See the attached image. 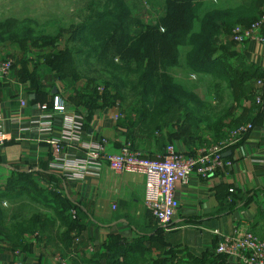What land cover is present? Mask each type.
<instances>
[{
	"label": "crops",
	"instance_id": "0c3cea01",
	"mask_svg": "<svg viewBox=\"0 0 264 264\" xmlns=\"http://www.w3.org/2000/svg\"><path fill=\"white\" fill-rule=\"evenodd\" d=\"M236 1L223 3L229 6ZM40 48L13 44L12 50L4 52L14 57V68L6 80L0 81V116L5 137L0 145V191L12 186L20 189L25 180L33 178L40 188L47 189L50 201L54 202L51 204L56 207L59 200L51 195L50 189H58L60 198L67 199L80 216L79 241L70 230L73 222L68 210L59 218L53 209H46L42 214L56 222V230L62 236L70 234V250L61 246L58 250L38 234L27 235L17 248L0 235V264L17 260L23 264H72L73 260H82L83 264L104 263L101 259L109 244L139 239L153 257V247H159L165 258L177 251L187 262L196 259L203 264H240L216 253L220 238L231 235L246 223L264 240V107L258 115L252 98L260 90L264 93V85L260 88L257 84L258 81L264 83L263 45L239 46L230 38L225 39L219 45L216 58L222 59L231 70L229 73L234 72L237 79L206 77L205 88L210 96L200 97L201 104L197 107L209 111L203 108L202 117L196 118L198 133L185 136V129H190L186 116L178 124L167 123L150 138H137L130 130L132 124L123 121L124 117L116 120L117 115L123 116L116 107L91 109L79 102L73 103V94L80 89V84L74 88L70 85L72 82L62 79L47 60L53 51ZM56 96L65 99L67 112L54 119L53 136L60 138L64 126L80 114L84 120L82 140L88 143L104 137L108 140L109 154H116L124 145L131 144L145 157L161 159L169 145L190 154L199 144L225 139L239 124L252 122L254 129L238 146L225 153L230 166L207 179L195 175L188 185H178L179 211L165 228L155 222L145 205L146 178L143 175L119 174L105 166L98 178L88 177L83 182L73 183L51 169V149L36 121L46 114L41 107H50ZM184 136L187 139H183ZM81 148L80 142H66L64 157L83 158ZM52 175L58 181L50 177Z\"/></svg>",
	"mask_w": 264,
	"mask_h": 264
},
{
	"label": "trees",
	"instance_id": "16d2710c",
	"mask_svg": "<svg viewBox=\"0 0 264 264\" xmlns=\"http://www.w3.org/2000/svg\"><path fill=\"white\" fill-rule=\"evenodd\" d=\"M129 1L93 0L91 6H87L89 11L87 19L69 35L65 42L62 40L61 31V35L58 32V36H42V38L49 43V46L64 45L63 49L55 54L51 52L47 56V60L62 79L72 82L73 84L70 85L75 88L74 85L78 83L82 85L81 82L84 81L89 84L90 78L87 72L94 70L106 87L102 95H95L94 92L87 93L86 85L83 84L74 96V103L79 102L91 109L113 107L115 96H111V91L123 89L124 86L130 87L129 91H132L135 99L144 102L146 107L145 111L139 114L138 119L131 122L130 130L137 138H150L162 130L167 111L172 106L179 107L186 102L183 85L173 80L170 71L180 69L187 72L188 75L195 76L198 84H205L206 77L213 76L227 81L237 79L234 72L229 73L230 69L228 70L226 63L216 58V52L219 45L230 38L236 26H249L261 16L264 12L262 11L264 0H238L229 6L224 5L223 2L235 0L215 2L155 0L161 4H159L160 14L151 23L141 21L134 15ZM148 2L150 3V0ZM10 25L9 20L0 23L1 27ZM75 26L77 25L71 27V31ZM14 27L15 25L10 34H0V51L6 52L8 41L16 39L18 34L20 36V32L17 33L18 29ZM38 37L35 34L25 33L23 38L19 41L16 39L15 42L20 46L27 43L22 46L23 48L28 44L36 47L38 43L35 42L39 41ZM66 60L73 61V80L63 75L61 65L65 66ZM208 87L211 88L210 85ZM189 94L191 97H196L192 90L187 92V95ZM255 97V95L252 97L254 103ZM196 100L194 107L201 104L200 100ZM255 110L259 115L262 108L257 107ZM185 115L190 127L185 129V136L186 133L196 135L198 133L196 118L191 111L186 112ZM178 120L181 122L183 118L178 117ZM185 136L183 139L186 138ZM216 141L220 142L222 139ZM50 177L58 181L54 175ZM50 183V186H53L54 183ZM13 187L0 191V235L17 248L21 247L27 235L38 234L40 238L46 239L48 245L58 250L60 246L70 250V234L67 232L62 236L56 230L54 220L47 218L41 211L28 207L27 200L23 199L26 190L30 188L33 193H37V196H41V198H30L32 202L38 203V200L43 198L39 190L47 195V189L40 188L39 183L33 178L25 180L24 186L20 189ZM50 190L51 195L59 200V203L57 208L53 207L51 203L54 202L50 201L47 195L48 199H46L49 202H44L46 209H53L61 218L62 213L65 214L67 210L70 212L75 208L67 199L60 198L58 189L53 187ZM28 194L32 193L28 192ZM7 200L17 205L16 208L3 207L2 204L8 202ZM59 209L62 211L60 212ZM71 220L73 227L70 230L74 232L73 238L76 239L79 234V214L78 221L73 220L72 216ZM142 242L139 239L124 244H109L105 256L101 259L104 263L98 264H153L155 257L151 255V251L148 253V248ZM171 254L175 255L178 252L172 251ZM83 262L73 260L72 264H83ZM191 262L181 260L177 264H203L196 259H192Z\"/></svg>",
	"mask_w": 264,
	"mask_h": 264
},
{
	"label": "built area",
	"instance_id": "2783aa9c",
	"mask_svg": "<svg viewBox=\"0 0 264 264\" xmlns=\"http://www.w3.org/2000/svg\"><path fill=\"white\" fill-rule=\"evenodd\" d=\"M232 42L239 46L254 43L264 46V12L249 26H236L230 36ZM14 68L10 59L0 60V81L6 80ZM263 87V81H258ZM257 107H264V93L262 90L255 95ZM25 104V103H23ZM46 113L40 120L41 135L47 137L51 149L50 167L60 172L67 182H83L88 177L98 178L103 167L107 166L115 173H129L143 175L146 178L145 205L151 216L159 225L167 228L173 222L179 211L176 199L178 185H188L193 176L207 179L210 176L230 166L224 158L229 150L238 146L254 129L252 122L240 124L229 135L217 143H205L201 148L190 154L179 152L173 145H169L161 159H150L135 150L131 144L124 145L116 154L107 152L108 140L104 137L93 142H84V120L78 114L71 118V123L64 126L62 136H53V121L58 115L67 112V103L61 96L54 97L51 106H42ZM123 116L117 115L116 120ZM2 117L0 116V145L4 141ZM66 142L81 143L85 156L81 159L70 160L64 157ZM234 190L231 189L230 193ZM72 219L78 221L75 208L70 210ZM79 241V238H76ZM216 253L235 259L240 264H264V240L253 233L246 223L236 228L231 235L220 238ZM12 264H23L17 260Z\"/></svg>",
	"mask_w": 264,
	"mask_h": 264
},
{
	"label": "rangeland",
	"instance_id": "374dc122",
	"mask_svg": "<svg viewBox=\"0 0 264 264\" xmlns=\"http://www.w3.org/2000/svg\"><path fill=\"white\" fill-rule=\"evenodd\" d=\"M93 0H0V23L3 21L9 20L11 25L9 27H1L0 26V34H10V31L13 29L12 27L15 25L14 28L18 29L20 32V36H16L15 38L21 39L25 33L28 34H35L39 36L38 47L40 49H52V53L55 54L58 49L57 45L53 44L49 46V43L42 38V36H58L60 31L63 32L61 35L63 42L68 39L69 35L73 33L76 28L82 24L88 17L89 11L87 6H91ZM130 0V7L132 9L133 14L141 19V21H145L147 23H151L156 20V18L160 14L159 10V3L155 0ZM162 2V0H160ZM216 0H212L215 2ZM161 5V4H160ZM73 25H77L74 27V30L71 31V27ZM20 30V31H19ZM59 32V33H58ZM10 37V36H7ZM40 37L42 39H40ZM16 39L9 40L8 46L6 49H10V46L16 44ZM57 42V41H56ZM73 42V41H72ZM72 42L69 44L71 46ZM30 43V42H29ZM19 44V43H18ZM17 44V45H18ZM27 44V43H26ZM24 44V45H26ZM22 45V46H24ZM30 45V44H28ZM20 46V45H19ZM12 50V49H10ZM56 51V52H54ZM14 52V51H13ZM8 53V52H6ZM4 54V50L0 51V60L1 59H10L13 61L14 64V57ZM61 69L63 75L72 78L73 80V61H69V64L61 65ZM76 72V70H75ZM89 79V84L81 82L82 85H86V92L92 93L94 92L95 95H102L106 90L105 85L102 83V80L99 76L96 75L94 70H90L87 72ZM170 76L173 78L174 81H177L181 85H183V94L186 98V102L182 106H172L164 116V122L162 124V130L166 123L171 124H178L180 123L178 117L186 118V112L191 111L195 118L202 117V109L204 107H194V103L197 97V100H200V97L207 95L210 96V92L205 88V84L199 86L197 79L195 76L191 74L188 75L187 72H184L180 69H175L170 71ZM69 84V83H68ZM80 84V83H79ZM81 87V84L78 85ZM125 88H121L120 90H112L111 96H115V101L113 103V107L119 109L121 114L123 115V121H127L132 124V121L138 119L139 114L145 111V103L142 101H138L132 95V91H129L127 86ZM131 89V88H130ZM192 90V93L196 96L191 97L190 94L187 95L188 91ZM77 91L74 92L73 95H76ZM72 95V94H71ZM65 100V99H64ZM196 100V101H197ZM189 101V102H188ZM74 103V102H73ZM190 103V104H189ZM206 111V108H204ZM209 114V113H208ZM249 123V122H248ZM246 124V123H242ZM240 125V124H239ZM238 125V126H239ZM237 127V126H236ZM235 127V128H236ZM204 143L199 144L195 149H199L202 147ZM194 149V150H195ZM28 189V188H27ZM26 195L23 199L27 200L26 205L31 209H37L39 211L46 210L44 202L48 203V197L45 193L39 190V193L42 194V200H38L39 202L35 203L30 198H41V196H37V193H33L32 189L26 190ZM31 192L32 194H28ZM37 198V199H38ZM47 198V199H46ZM31 200V201H30ZM5 204H2L5 208H16L12 201L7 200ZM35 203V204H34ZM28 208V209H30ZM155 253V259L153 264H177L181 260H187L184 255L178 253L173 255L170 258H165L163 255L160 254L159 247H153ZM191 262V260H189ZM192 263V262H191Z\"/></svg>",
	"mask_w": 264,
	"mask_h": 264
},
{
	"label": "water",
	"instance_id": "95a60500",
	"mask_svg": "<svg viewBox=\"0 0 264 264\" xmlns=\"http://www.w3.org/2000/svg\"><path fill=\"white\" fill-rule=\"evenodd\" d=\"M32 100H33V99H32ZM225 156H226V155H225ZM225 156H224V157H225Z\"/></svg>",
	"mask_w": 264,
	"mask_h": 264
}]
</instances>
